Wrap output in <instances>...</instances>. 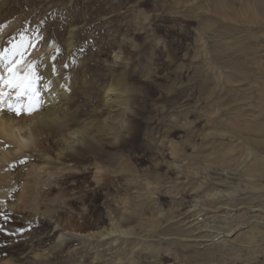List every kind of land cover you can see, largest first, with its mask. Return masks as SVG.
Segmentation results:
<instances>
[{
	"label": "rangeland",
	"instance_id": "obj_1",
	"mask_svg": "<svg viewBox=\"0 0 264 264\" xmlns=\"http://www.w3.org/2000/svg\"><path fill=\"white\" fill-rule=\"evenodd\" d=\"M37 33L25 59L42 51L39 74L52 36L87 112L104 85L128 91L139 116L127 153L142 173L97 193L93 170L39 205L0 204V264H264V180L250 187L235 161L248 144L232 139L264 130V0H0V40ZM172 152L193 164L180 176L164 166ZM112 219L133 233L100 236Z\"/></svg>",
	"mask_w": 264,
	"mask_h": 264
},
{
	"label": "bare ground",
	"instance_id": "obj_2",
	"mask_svg": "<svg viewBox=\"0 0 264 264\" xmlns=\"http://www.w3.org/2000/svg\"><path fill=\"white\" fill-rule=\"evenodd\" d=\"M143 22H140L141 25H144ZM15 29L17 27L13 25L10 31ZM80 29H71L68 39L61 42L66 55H71L74 51ZM16 40L17 36H4L0 40V50L11 46L9 42L15 43ZM45 47L47 52L41 59L42 71L39 73L42 80L35 85L40 93L37 110L20 115L9 111L7 104L15 101L16 91L8 89L0 81V92L10 93L6 103L0 104V204L3 206L39 205L41 200L37 195L40 192H52L57 186H70L71 179L80 187L93 170H96V186L93 191L97 193L103 189L117 191V176H136L142 173V169L134 164L127 153L138 128L133 120L139 116H135L136 110L130 104L132 98L128 91L120 93L113 84L104 85L100 104L95 101L89 104L91 111L87 112V108H82L74 82L64 73L63 60L52 59L53 56L56 57V51L52 50V36L48 38ZM40 52L42 51L38 48L27 59L37 63L38 56H35ZM121 55L122 50L115 53V63ZM52 65L56 67L55 74L52 72ZM6 75L5 64L0 62V76ZM49 81L52 82L50 88L46 87ZM22 103L27 105L29 100L22 98ZM84 111L89 114L86 119H82ZM88 117L91 118L90 121H87ZM257 131L260 133L251 135L240 132L232 136V139L248 144L246 153L235 161L238 171L243 169L251 188L255 187L254 181L264 180V154H261L264 139L260 138L264 136L261 134L264 130L260 128ZM171 154L172 161L163 164L169 172L180 176L184 168L193 165L188 161L189 165L184 166L180 156L174 155V152ZM53 182L55 185H52ZM157 184H161L160 181ZM164 215L160 211L157 218ZM110 225L107 230L99 232L100 236L124 237L133 233L131 228H124L115 219H112ZM154 227H157V223H154ZM237 228L244 226L239 225ZM52 230L57 233L56 239L60 243L68 235L57 224ZM232 230L227 231V236L232 235ZM51 233L52 231L50 235ZM235 238L236 236L232 240ZM254 258L256 257H249L247 261L252 262Z\"/></svg>",
	"mask_w": 264,
	"mask_h": 264
},
{
	"label": "snow or ice",
	"instance_id": "obj_3",
	"mask_svg": "<svg viewBox=\"0 0 264 264\" xmlns=\"http://www.w3.org/2000/svg\"><path fill=\"white\" fill-rule=\"evenodd\" d=\"M43 40V36L37 33L32 40L24 43L23 35L21 40L17 43H10V47L0 50V62H3L6 67L7 75L0 76V81L5 87L16 91V98L13 103L7 104L9 111H15L17 115L21 113L31 114L39 107L40 93L35 85L42 80V77L36 71L35 61L25 59V52L22 50L26 47H35V43ZM56 52L59 48L55 47ZM56 57H52L55 60ZM67 65H65L66 67ZM55 65H52L53 74L56 73ZM51 81L46 84V87H51ZM9 93L0 92V104L6 103ZM22 98H27L29 103L24 105Z\"/></svg>",
	"mask_w": 264,
	"mask_h": 264
}]
</instances>
